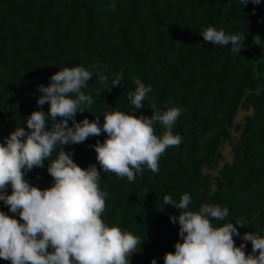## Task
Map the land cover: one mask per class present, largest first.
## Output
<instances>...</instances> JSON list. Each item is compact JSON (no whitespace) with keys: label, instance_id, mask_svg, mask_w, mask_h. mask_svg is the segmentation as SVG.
<instances>
[{"label":"trees","instance_id":"1","mask_svg":"<svg viewBox=\"0 0 264 264\" xmlns=\"http://www.w3.org/2000/svg\"><path fill=\"white\" fill-rule=\"evenodd\" d=\"M112 4L113 0H0V143L15 126L26 127L32 111L47 112V103H36L37 85L46 86L63 67L83 66L93 72L82 89L93 103L76 114L77 122H91L95 115L102 124L107 112L133 111L127 94L135 89L132 77H139L152 87L149 96L157 108L182 110L172 128L182 141L161 154L156 173L143 166L142 173L128 181L101 171L100 188L108 193L102 219L143 241L130 264H150L153 258L163 264V255L174 252L181 240L178 225L169 220L180 210L164 205L163 196L171 194L178 201L187 192L193 211L203 204L229 209L224 221L213 224H243L237 225L240 236L234 242H243L247 254L251 242L241 240L243 233L264 234V0L255 5L249 0L240 7L237 0ZM209 25L245 33V47L233 54L230 45L204 42L199 34ZM120 72V86L99 80L100 74L111 79ZM144 103L137 114L150 117L149 101ZM241 110L247 114L236 127ZM164 131L162 124H154L157 136ZM232 131L238 132L235 142ZM105 135L63 147L72 151L81 168L96 164L99 170L91 145L103 142ZM226 143L230 162L221 151ZM47 162L26 173L30 184L43 189L52 181ZM0 210L7 212L2 202ZM0 264L10 262L0 259Z\"/></svg>","mask_w":264,"mask_h":264},{"label":"clouds","instance_id":"2","mask_svg":"<svg viewBox=\"0 0 264 264\" xmlns=\"http://www.w3.org/2000/svg\"><path fill=\"white\" fill-rule=\"evenodd\" d=\"M237 2L240 7L249 0ZM260 2L251 0L254 5ZM199 35L211 45H230L233 54L245 47V33H227L209 25ZM92 76L93 72L83 66L56 71L46 86L37 85L36 103H47V112L42 108L32 111L24 122L26 127L15 126L0 143V202L7 207V212L0 210V259L10 264H130L132 254L143 242L102 219L108 193L100 188V173L111 172L133 181L143 166L158 172L161 154L182 141L172 131L182 110L169 107L161 111L149 96L152 87L134 76L135 89L127 94L133 111L107 112L102 124L95 115L91 122L87 118L77 122L76 114L93 103L91 95L82 91ZM122 79L123 72L111 79L99 75V80L109 82L110 87L120 86ZM145 100L152 110L150 117L137 114L145 107ZM156 122L165 129L162 136L154 132ZM101 133L106 134L103 142L91 145L99 170L96 164L81 168L72 159V151L64 150L65 145ZM57 149L56 157L47 162ZM45 162L52 182L41 189L28 182L26 173L33 167H44ZM190 202L187 192L178 201L171 194L163 196L164 205L180 210L179 215H169V220L178 225L181 238L174 244V252L163 255V264H264V234L243 233L241 240L251 242V251L246 254L245 244L236 246L234 242L240 236L237 225L243 224H213L229 215L226 206L203 204L193 211ZM150 264H156L155 258Z\"/></svg>","mask_w":264,"mask_h":264},{"label":"rangeland","instance_id":"3","mask_svg":"<svg viewBox=\"0 0 264 264\" xmlns=\"http://www.w3.org/2000/svg\"><path fill=\"white\" fill-rule=\"evenodd\" d=\"M246 114H247V112L242 111V110L238 112V114H237V116L235 117V120H234V125H235L236 127H241V125H242V120H243V118H244V116H245ZM237 137H238V132H236V131H232V141H233V142L236 141ZM221 151H222V154H223V157H224V161H225V162H230L231 159H232L231 152H230V145H229L228 143L224 144V145L222 146V148H221ZM224 161H223V162H224ZM223 162H221V163L219 164V167L222 166V163H223ZM219 167H218V168H219ZM215 172H216V170L213 171V173H215ZM51 182H52V181H51ZM51 182L48 183V184H46V185L44 186V188L50 186ZM135 257H136V256H135V254L133 253L132 256H131V258H130V263L135 259Z\"/></svg>","mask_w":264,"mask_h":264}]
</instances>
